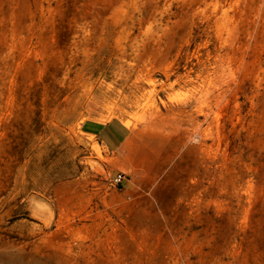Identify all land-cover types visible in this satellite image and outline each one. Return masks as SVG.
Here are the masks:
<instances>
[{"label":"rangeland","instance_id":"obj_1","mask_svg":"<svg viewBox=\"0 0 264 264\" xmlns=\"http://www.w3.org/2000/svg\"><path fill=\"white\" fill-rule=\"evenodd\" d=\"M0 264H264V0H0Z\"/></svg>","mask_w":264,"mask_h":264},{"label":"crops","instance_id":"obj_2","mask_svg":"<svg viewBox=\"0 0 264 264\" xmlns=\"http://www.w3.org/2000/svg\"><path fill=\"white\" fill-rule=\"evenodd\" d=\"M79 128L84 136L99 138L104 147L110 151L120 147L128 135L127 128L116 120H109L106 123L84 120Z\"/></svg>","mask_w":264,"mask_h":264},{"label":"built area","instance_id":"obj_3","mask_svg":"<svg viewBox=\"0 0 264 264\" xmlns=\"http://www.w3.org/2000/svg\"><path fill=\"white\" fill-rule=\"evenodd\" d=\"M124 176L120 173H115L109 177V183L111 186H120L123 181Z\"/></svg>","mask_w":264,"mask_h":264}]
</instances>
